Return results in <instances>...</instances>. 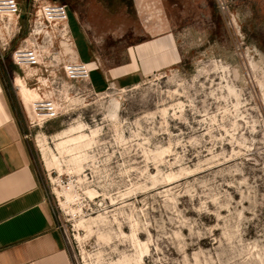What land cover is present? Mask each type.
I'll return each instance as SVG.
<instances>
[{"label":"rangeland","instance_id":"374dc122","mask_svg":"<svg viewBox=\"0 0 264 264\" xmlns=\"http://www.w3.org/2000/svg\"><path fill=\"white\" fill-rule=\"evenodd\" d=\"M60 1L73 35L53 41L59 64L15 67L11 49L28 30L0 52L12 94L22 82L64 106L42 124L31 102L42 124L31 126L16 100L74 264H264V0ZM13 19L0 18V44ZM162 36L176 59L135 84H105L95 71L73 82L60 68L80 53L109 71ZM81 132L83 169L66 154L48 169L37 136L58 152V140Z\"/></svg>","mask_w":264,"mask_h":264},{"label":"crops","instance_id":"0c3cea01","mask_svg":"<svg viewBox=\"0 0 264 264\" xmlns=\"http://www.w3.org/2000/svg\"><path fill=\"white\" fill-rule=\"evenodd\" d=\"M173 49L172 37L153 38L135 45L130 59L109 71L90 69L105 84L110 79L135 84L173 63ZM4 68L0 61V264H74L48 183L24 133L18 93L9 90Z\"/></svg>","mask_w":264,"mask_h":264},{"label":"built area","instance_id":"2783aa9c","mask_svg":"<svg viewBox=\"0 0 264 264\" xmlns=\"http://www.w3.org/2000/svg\"><path fill=\"white\" fill-rule=\"evenodd\" d=\"M68 9V5L60 0H31L30 4L24 2L23 8L18 0H0V15L4 17H15L12 37L8 42H1L0 45L10 46L11 41H13L22 30H28L27 36L11 49L10 56L15 67L21 70L24 65L36 66L40 63L41 59H45L46 57H51L59 64L61 55L55 50L53 45V34L48 33L42 37L40 41L37 40L38 38L35 35L31 37V34L38 25L41 24L40 22H42L50 31H53L54 27H60L61 31L73 35L69 24ZM30 37L31 41H29ZM43 45H49L51 48L49 54L44 53L42 49ZM0 58L4 61V54L2 52H0ZM64 70L67 79L70 81L91 82V69L87 62L82 60L79 55L75 60L66 61ZM18 96L21 101V106L27 116L28 123L31 126H41L44 123L59 118L64 109V106L61 104L58 105L54 98L35 101L33 107L42 120V124H39L38 121H34L29 117L19 93Z\"/></svg>","mask_w":264,"mask_h":264},{"label":"bare ground","instance_id":"6f19581e","mask_svg":"<svg viewBox=\"0 0 264 264\" xmlns=\"http://www.w3.org/2000/svg\"><path fill=\"white\" fill-rule=\"evenodd\" d=\"M20 5L23 8V4L20 3ZM0 18H1L2 21H4L5 18L7 20H9L10 18H14L13 21H15V17H13V16L4 17V16L0 15ZM40 23L41 24H39V25H44V24H42V22H40ZM43 30H44V32L42 33L43 34L42 37H44L48 33H52L53 36H54V37H52L53 41L55 39H57L58 37H61L60 33L64 32V31L60 30V27H54L53 31L51 30L52 31L51 32L50 29L47 28L45 25H44V29ZM40 33H41V31L37 27L34 30V32L31 34V37L34 36V35L35 36L39 35ZM30 38H29V41H31ZM42 49H43V51L45 53L44 48H42ZM47 58H49L51 62L54 61L51 57H46V59ZM70 60H75V59H70ZM66 61H68V60L61 61L60 68L62 69L63 75L67 79L66 72L64 70V65H65ZM67 80H69V79H67ZM17 88H18V93H19V95H20V97H21V99H22V101H23V103H24V105H25V107L27 109L29 117H31V119H33L34 116H33V113L31 111L30 104H31V102L37 101V98H39V100L43 99L44 96L39 94L37 91L31 92V91L27 90L25 88V86L22 84V82L18 83ZM51 98H54V97H51ZM54 99L57 102V99L56 98H54ZM57 104L59 105L58 102H57ZM80 128L82 129L83 126L80 125ZM87 137H88L87 133L81 132L78 137L68 135V136H65L64 138H61L60 140H58L56 142V150L58 152L51 151L49 149V147L46 145L45 140L40 135L37 136L36 141H37L38 146L41 149L42 158H43V160L45 162V165L48 167V169L51 170L53 167H59L60 169H62L63 167H62L61 158L65 159V154H66V155L70 156L69 162L71 164H73L74 168H76L78 171H80L81 169H83V164H84L85 160L88 157V151L86 149H81L80 144H82L87 139ZM91 140L92 139L87 141L85 146H89ZM71 164H69V165H71ZM69 168L73 169V167H71V166ZM69 187H70L69 189L66 187L63 193H64L65 197L68 200H71L72 197H73L72 192H71V187L72 186H69ZM56 191H57V193H60L58 189H56Z\"/></svg>","mask_w":264,"mask_h":264}]
</instances>
